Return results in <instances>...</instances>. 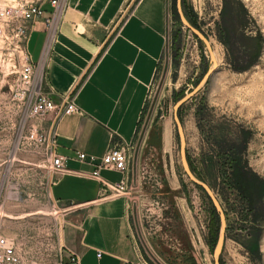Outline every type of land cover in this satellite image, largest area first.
<instances>
[{
	"label": "rangeland",
	"instance_id": "1",
	"mask_svg": "<svg viewBox=\"0 0 264 264\" xmlns=\"http://www.w3.org/2000/svg\"><path fill=\"white\" fill-rule=\"evenodd\" d=\"M166 0L164 53L132 145L128 187L140 264H264V0ZM209 46V47H208ZM213 56V59H212ZM24 51L0 39V237L25 264H60L70 204L55 203L44 150L24 138ZM189 97L175 112L176 105Z\"/></svg>",
	"mask_w": 264,
	"mask_h": 264
},
{
	"label": "crops",
	"instance_id": "2",
	"mask_svg": "<svg viewBox=\"0 0 264 264\" xmlns=\"http://www.w3.org/2000/svg\"><path fill=\"white\" fill-rule=\"evenodd\" d=\"M34 1L44 14L26 53L44 62L52 101L60 104L74 92L79 109L58 122L56 153L68 172L53 176L49 186L55 203L72 205L63 247L80 264H140L128 198L99 199L100 184L90 174L109 147L134 142L164 53L166 0H58L57 7ZM99 175L110 183L123 179L106 168Z\"/></svg>",
	"mask_w": 264,
	"mask_h": 264
},
{
	"label": "built area",
	"instance_id": "3",
	"mask_svg": "<svg viewBox=\"0 0 264 264\" xmlns=\"http://www.w3.org/2000/svg\"><path fill=\"white\" fill-rule=\"evenodd\" d=\"M57 7L58 0H50ZM43 10L34 0H0V39L10 40L15 47L24 51L26 62L21 67L20 81L24 95L29 102L28 117L40 121L24 138L26 143L45 151L49 159V170L53 176L67 173L65 159L56 153L57 125L66 117L79 112L74 103V92L68 95L62 103L52 101V93L48 90L44 62H32L26 53L25 46L29 33L36 21L43 17ZM47 20L46 26L49 27ZM128 148L129 146L114 145L107 149L101 163L90 174V178L100 184L99 199L115 200L125 198L128 187ZM86 155L78 153V159L84 160ZM106 168L123 175L118 183H110L101 179L99 169ZM67 252L66 261L62 258ZM0 264H25L16 247L6 238L0 237ZM60 264H80L79 256L62 247Z\"/></svg>",
	"mask_w": 264,
	"mask_h": 264
},
{
	"label": "water",
	"instance_id": "4",
	"mask_svg": "<svg viewBox=\"0 0 264 264\" xmlns=\"http://www.w3.org/2000/svg\"><path fill=\"white\" fill-rule=\"evenodd\" d=\"M177 4H178V13L180 15L181 20L183 21V23L189 27V29L197 36L199 37L201 40H203L204 42H206L205 38L194 28H192L187 21L185 20V18L183 17V15L181 14L180 11V0H177ZM207 43V42H206ZM209 47V46H208ZM213 59V56H212ZM189 97H185L184 99H182L175 107V112L177 111L178 107L184 103ZM175 123L178 129V134H179V138H180V151H181V158H182V164L183 167L185 169V172L187 173V175L189 176V178L198 186L202 187L209 195L213 205L215 206L216 212L219 216L220 219V229H219V236H218V240H217V244L215 247V251H214V264H220L219 263V255L221 253V249H222V245L224 242V234H225V219H224V215L221 211V209L219 208L216 200L214 199V197L212 196V193L210 191V189L202 182L198 181L190 172V169L188 167L187 161H186V156H185V139L183 136V131H182V127L180 124L179 119L177 118V116H175Z\"/></svg>",
	"mask_w": 264,
	"mask_h": 264
}]
</instances>
